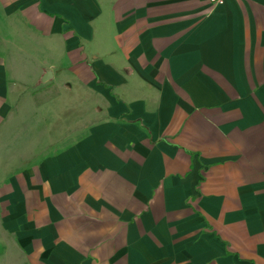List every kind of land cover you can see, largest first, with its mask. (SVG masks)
<instances>
[{
  "label": "crops",
  "instance_id": "0c3cea01",
  "mask_svg": "<svg viewBox=\"0 0 264 264\" xmlns=\"http://www.w3.org/2000/svg\"><path fill=\"white\" fill-rule=\"evenodd\" d=\"M0 264H264V0H0Z\"/></svg>",
  "mask_w": 264,
  "mask_h": 264
},
{
  "label": "rangeland",
  "instance_id": "374dc122",
  "mask_svg": "<svg viewBox=\"0 0 264 264\" xmlns=\"http://www.w3.org/2000/svg\"><path fill=\"white\" fill-rule=\"evenodd\" d=\"M44 95H42L41 97H43ZM55 107V106H54ZM56 108V110H57V106L55 107ZM66 110V109H65ZM64 109L62 110V111H60V112H58L57 111V113H58V117H59V115H61L62 117H61V119L63 120V118H64V116H63V114H65V116H66V118H64L65 120H67L68 119V111H64ZM69 113H70V115L72 114V112H71V110H69ZM73 113H75V112H73ZM27 124H26V126H24V128H23V132H22V135H21V137H23V141L25 142V140H26V138H28L29 137V135H30V131H31V117L30 116H28V118H27ZM33 125H34V123H33ZM42 134V133H41ZM55 135L57 136L58 135V133H57V130H56V132H55ZM19 138V137H18ZM23 147H24V152H29L30 151V143L28 144V143H23Z\"/></svg>",
  "mask_w": 264,
  "mask_h": 264
},
{
  "label": "built area",
  "instance_id": "2783aa9c",
  "mask_svg": "<svg viewBox=\"0 0 264 264\" xmlns=\"http://www.w3.org/2000/svg\"><path fill=\"white\" fill-rule=\"evenodd\" d=\"M226 0H209L212 5L223 4Z\"/></svg>",
  "mask_w": 264,
  "mask_h": 264
},
{
  "label": "water",
  "instance_id": "95a60500",
  "mask_svg": "<svg viewBox=\"0 0 264 264\" xmlns=\"http://www.w3.org/2000/svg\"><path fill=\"white\" fill-rule=\"evenodd\" d=\"M52 72L51 71H47L43 77V81H47L48 79H50L52 77Z\"/></svg>",
  "mask_w": 264,
  "mask_h": 264
}]
</instances>
